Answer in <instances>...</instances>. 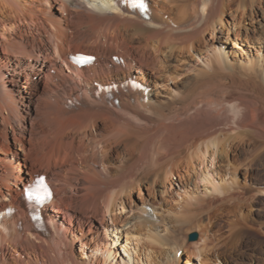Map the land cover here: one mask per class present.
<instances>
[{"label":"bare ground","instance_id":"obj_1","mask_svg":"<svg viewBox=\"0 0 264 264\" xmlns=\"http://www.w3.org/2000/svg\"><path fill=\"white\" fill-rule=\"evenodd\" d=\"M150 2L154 13L146 20L112 0H0V264H198L194 257L199 264H264V226L262 240L243 230L231 234V248L208 249L214 224H199L197 211L185 214L187 226L202 232L193 243L169 241L172 231L170 238L161 232L160 214L157 221L146 218L143 207L132 216L134 208L128 210L131 192L141 186L152 195L177 196L172 202L181 214L196 209L202 203L190 204L199 195L198 179L224 191L221 182L234 176L219 165L238 172L233 159L242 156L245 178L264 195V0ZM250 6L259 11L249 14ZM228 14L235 23L226 26ZM227 38L243 42L244 58ZM78 52L96 54L98 65L76 69L69 58ZM131 75L151 87L147 102L127 92L119 105L88 97L68 106L95 80ZM40 173L55 189L44 208L45 232L36 230L21 199ZM257 203L264 207V198ZM10 207L17 209L11 216L5 213ZM157 235L165 236L157 240L162 252L146 239Z\"/></svg>","mask_w":264,"mask_h":264},{"label":"rangeland","instance_id":"obj_2","mask_svg":"<svg viewBox=\"0 0 264 264\" xmlns=\"http://www.w3.org/2000/svg\"><path fill=\"white\" fill-rule=\"evenodd\" d=\"M259 11V8H256V7H249V14H252V13H257ZM253 15V14H252ZM249 20L250 19H248L247 21H246V23H248L249 22ZM229 21H232V22H234L235 23V20H233V17H232V15L231 14H228L227 16H225V20H224V22H225V24H226V26H228L229 24ZM232 28H235V24H234V27H233V24H232ZM226 35V37H228V34H225ZM212 36V33H209L208 34V37H211ZM232 38H233V36H232ZM228 39V38H227ZM228 41H229V45H230V48L233 50V51H236L237 52V54L238 55H240V57L243 55V51L240 49V47L242 48V44L241 43H243L242 41H238V43H237V41H233L232 39H228ZM237 45V46H236ZM233 54H232V52L231 53H229V57H231ZM189 57V56H188ZM191 57V56H190ZM243 58H244V55L242 56ZM245 63V62H244ZM31 93V94H30ZM31 96V97H30ZM28 97H29V103H30V106H34V103H35V93H34V91H29V93H28ZM239 151H241V150H239ZM242 152V151H241ZM1 155V154H0ZM234 161H236L237 162V164L235 163L234 165H238L239 164V166H240V169L238 170V172H231V170L229 171V168H227L226 166H223V165H219V171L221 172V173H223V174H228V175H230V176H234V178H233V182L232 181H230V182H224V181H222L221 183H222V188H224V186L226 187V188H224V191L223 190H221V191H217V190H212V188L214 187V185L208 180H202V179H198V182H199V184H195L193 187H195V190L196 189H198V190H196L198 193H199V195H197L198 197H196L197 199H191L192 200V204H194L195 202H199V203H195L197 206L198 205H200L201 203V206H198L199 207V209H198V207H196V209H195V204L194 205H192V204H190V207H194L193 209L192 208H189V209H187V210H185V211H182L183 213L182 214H184V215H182L179 211H181V210H177L178 208V203H176L175 202V204L172 202V201H176L175 199L177 198V196L175 197V195H165V196H157V195H152L153 193L151 192H149V190L146 188V186H141L140 188H137V190H133L132 192H131V196H130V199H131V201H130V205H131V203H132V205L130 206V207H128V210H129V208H134L133 209V211H131V213L129 214V215H131L132 216V214L134 213L135 215L136 214H141V209H142V207L143 206H145V205H156V206H154L155 208H156V210H157V212H159L158 213V215L160 214L161 216H162V219H161V222H160V220L158 221V223L160 224H162V223H164V224H162V225H160L161 227H160V230H162L161 232L163 233V234H165L166 233V237L168 238V236L171 234V231H172V238L171 239H169V241H171L172 239V242H174V241H178V239H179V241H181V239H186V241L187 242H193V243H195V241L196 242H200V238H201V236H200V234H202V232L200 231L201 229L199 228L200 226L199 225H188L187 226V222H185L186 220L185 219H187V217H185V214L187 213V211L189 212V213H192V212H196L197 211V213L200 211V213H201V216H200V214L198 213H196V214H193V216L195 215V216H197L196 218H198V223H199V220L201 219V223L203 222V223H209L210 221H212V223L214 224L213 225V228H212V231H211V233H213L214 234V238H213V243H210V245L208 246V249H210V248H212V247H215V246H218V245H221V249H224V248H227L228 246V248H231L232 247V245L230 244V242L228 241L230 238L229 237H231L232 235V233L233 232H236V233H238V231H243V230H252V231H254V232H258L259 234H256L255 236H256V240H262V238H263V233H261L260 232V230H259V228L261 229L263 226H264V218H261V215H259L258 214V212H260V213H264V207H263V204H258L257 203V200L259 199V198H261V199H263L264 198V195L263 194H258L257 193V190H259L260 189V187H262L261 185H259V184H256L257 182H255V180L253 179V178H245V174H244V171L245 170H247V165H246V163L244 162L245 161V158L242 156V157H238V158H236V157H234V159H233ZM196 165L198 166V170L201 168V164H199V162L198 163H196ZM210 165H211V163H210ZM223 166V167H222ZM242 167V168H241ZM244 167V168H243ZM228 170V171H227ZM227 171V172H226ZM29 177L30 176H28V179H29ZM263 178H264V176H263ZM175 179H180V177H179V175H176V177H175ZM154 180V179H153ZM152 180V182H154ZM215 181V180H214ZM215 182H219V181H215ZM224 182V183H223ZM230 183V185H229V187L227 186V184H229ZM224 185V186H223ZM200 186V189L198 188ZM242 186V187H241ZM171 187V186H170ZM228 187V188H227ZM139 189V190H138ZM227 189H229V190H227ZM225 190H226V194L224 193L225 192ZM235 190V191H234ZM176 192V191H175ZM217 192V193H216ZM227 192H229L228 194H227ZM237 192V193H236ZM254 192H256V194H253ZM224 193V194H223ZM230 193H231V195H230ZM236 193V194H235ZM151 194V195H150ZM215 194V195H214ZM219 194V195H218ZM223 194V195H222ZM232 194H233V196H232ZM238 194H239V196H238ZM150 195V196H149ZM219 197H218V196ZM227 195H229V196H231L232 198H234L233 200H232V202H230V199H231V197H229V196H227ZM236 196V198H235V196ZM219 198V200H218V198ZM222 196H223V199H222ZM224 196H226L225 198H224ZM199 197L200 198H202V199H204L203 201L204 202H202V200L201 199H199ZM215 197V198H214ZM221 197V198H220ZM228 197H229V199H228ZM145 198V199H144ZM152 198V199H151ZM213 198V199H212ZM142 199H144L143 201H142ZM149 199V200H148ZM166 199L168 200V201H166ZM221 199L223 200V201H221ZM227 199L228 200V203H227V200L225 201V200ZM236 199V200H235ZM245 199V200H244ZM155 200V201H154ZM205 200H207V202L205 201ZM154 203V204H152V202ZM145 202V203H144ZM147 202V203H146ZM150 202V203H149ZM155 202H157V203H155ZM194 202V203H193ZM234 202V203H233ZM173 203V204H172ZM242 203H244V204H242ZM134 204V205H133ZM170 204V205H169ZM203 204H204V207H203ZM222 204V205H221ZM174 205V206H173ZM177 205V206H176ZM247 205H249V206H247ZM137 207V208H136ZM161 207V208H160ZM168 207V208H167ZM173 207V208H172ZM237 208V209H236ZM192 209V211H190ZM257 209H258V211H257ZM128 210L126 211V212H128ZM136 210V212H134ZM167 210V211H166ZM177 210V211H176ZM201 210H203L202 212H201ZM213 210V211H212ZM137 211L139 212V213H137ZM170 212V213H169ZM178 213L177 215L175 214V213ZM194 212V213H195ZM172 213L174 214V215H172ZM180 213V214H179ZM187 214V216L189 215L190 216V218H194L191 214ZM169 214V215H168ZM170 214L172 215V216H170ZM203 214V215H202ZM166 215V216H165ZM168 215V216H167ZM179 215V216H178ZM259 215V216H258ZM184 216V217H183ZM198 216H200V217H198ZM207 216V217H206ZM168 217V218H167ZM175 217H177V219L175 218ZM164 218V219H163ZM183 219V220H180V219ZM189 217H188V219H190ZM163 220H165V221H163ZM167 220H170V221H167ZM173 220H174V222H173ZM178 220V221H177ZM231 220V221H230ZM233 220V221H232ZM163 221V222H162ZM189 221H191V220H188V222ZM193 221H194V219H193ZM195 221H196V219H195ZM194 221V222H195ZM167 222H168V224H167ZM176 225L177 223V225L175 226L173 223ZM177 222V223H176ZM230 222H231V224H230ZM235 224H234V223ZM185 224V225H181V224ZM201 223H199V224H201ZM237 223V224H236ZM242 223V224H241ZM171 224L173 225V226H175V227H172L171 226ZM195 224V223H194ZM147 226H144L143 227V229H145V230H147L146 229V227L147 228H150L149 227V225L148 224H146ZM226 225V226H225ZM254 225V226H253ZM261 225V226H260ZM169 226V227H168ZM184 226V227H183ZM195 226H196V228H195ZM229 226H230V228H233V230L232 229H230L229 228ZM233 226V227H232ZM239 226V227H238ZM242 226V227H241ZM133 228H138L137 226H132ZM162 227H163V229H162ZM172 227V228H171ZM236 227H238V229L236 228ZM169 228H170V230H169ZM174 228H175V230H174ZM236 228V229H235ZM186 229V230H185ZM188 229V230H187ZM235 229V230H234ZM263 229H264V227H263ZM144 230V231H145ZM169 230V231H168ZM191 230V231H190ZM175 231V232H174ZM178 231H179V233H178ZM188 231V232H187ZM170 232V234L169 235H167L168 233ZM180 232H182L181 234H180ZM193 232H197L198 234H199V238L197 239V240H195V241H191V239H190V235L193 233ZM201 232V233H200ZM144 233V232H143ZM146 233H150V231L149 230H147L146 231ZM188 233V234H187ZM177 234V236H175ZM180 234V235H179ZM212 234V235H213ZM229 234V235H228ZM150 235H151V233H150ZM179 235V236H178ZM225 235H227V236H225ZM159 235H157V236H154L155 237V239H154V237H151V236H149L148 238H146L150 243H148V244H150V245H152L153 246V244L154 245H158V246H155L154 248L157 250V251H159V252H162V250H163V246H161V245H163L162 243H160L161 242V240H163V239H161V238H164V237H161V236H159L160 237V240H159V237H158ZM187 236V237H186ZM225 237V238H224ZM227 237V238H226ZM262 237V238H261ZM169 238H170V236H169ZM165 239V238H164ZM160 241V242H158V241ZM164 241H166L167 242V240H164ZM224 241V242H223ZM229 242V243H228ZM256 242V241H255ZM168 243V242H167ZM171 243V242H170ZM236 244H239V239L237 240V242H236ZM228 245V246H227ZM230 245H231V247H230ZM180 251H182V253L180 252ZM207 251H210V250H207ZM122 252H123V250H122ZM178 252L182 255V263H184L185 261H186V258H187V255H186V251H185V249H184V247H179L178 248ZM250 251H248V253H249ZM200 259L197 257H194V262L195 263H198L199 264V262L201 261H199ZM220 261V260H219ZM145 262H143V264H144ZM154 263L155 264H164L162 261H160V260H157V259H155V261H154ZM218 264H219V262H218ZM220 264H221V262H220ZM223 264V263H222Z\"/></svg>","mask_w":264,"mask_h":264},{"label":"water","instance_id":"obj_3","mask_svg":"<svg viewBox=\"0 0 264 264\" xmlns=\"http://www.w3.org/2000/svg\"><path fill=\"white\" fill-rule=\"evenodd\" d=\"M199 234L197 232H193L191 235H190V239L191 240H196L198 238Z\"/></svg>","mask_w":264,"mask_h":264},{"label":"snow or ice","instance_id":"obj_4","mask_svg":"<svg viewBox=\"0 0 264 264\" xmlns=\"http://www.w3.org/2000/svg\"><path fill=\"white\" fill-rule=\"evenodd\" d=\"M133 6H136V5H133ZM140 6L142 7L143 5L141 4Z\"/></svg>","mask_w":264,"mask_h":264}]
</instances>
